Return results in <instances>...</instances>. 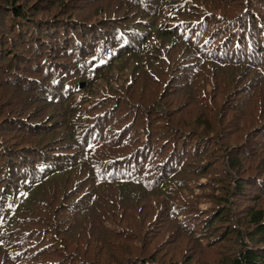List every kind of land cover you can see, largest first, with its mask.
Here are the masks:
<instances>
[{
  "label": "trees",
  "instance_id": "trees-1",
  "mask_svg": "<svg viewBox=\"0 0 264 264\" xmlns=\"http://www.w3.org/2000/svg\"><path fill=\"white\" fill-rule=\"evenodd\" d=\"M0 264H264V0H0Z\"/></svg>",
  "mask_w": 264,
  "mask_h": 264
},
{
  "label": "rangeland",
  "instance_id": "rangeland-1",
  "mask_svg": "<svg viewBox=\"0 0 264 264\" xmlns=\"http://www.w3.org/2000/svg\"><path fill=\"white\" fill-rule=\"evenodd\" d=\"M94 11H95V6L92 7V12H94ZM129 35H130V33L128 35H126L125 37L126 38L129 37ZM125 37H124V39H125ZM173 93L174 92H172V94H170V97H169V101H171V103H170L171 109H173L175 107L179 108L178 104H179L180 99H179V97L175 98ZM184 114L188 116L189 112L187 110H184ZM173 117H174V119H177V115H173ZM202 181H204V179Z\"/></svg>",
  "mask_w": 264,
  "mask_h": 264
},
{
  "label": "water",
  "instance_id": "water-1",
  "mask_svg": "<svg viewBox=\"0 0 264 264\" xmlns=\"http://www.w3.org/2000/svg\"><path fill=\"white\" fill-rule=\"evenodd\" d=\"M79 86H80V87H82V86H83V84H80Z\"/></svg>",
  "mask_w": 264,
  "mask_h": 264
}]
</instances>
